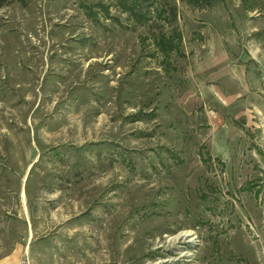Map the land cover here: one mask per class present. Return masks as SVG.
<instances>
[{
    "label": "rangeland",
    "instance_id": "1",
    "mask_svg": "<svg viewBox=\"0 0 264 264\" xmlns=\"http://www.w3.org/2000/svg\"><path fill=\"white\" fill-rule=\"evenodd\" d=\"M0 22V264H264V0Z\"/></svg>",
    "mask_w": 264,
    "mask_h": 264
},
{
    "label": "trees",
    "instance_id": "2",
    "mask_svg": "<svg viewBox=\"0 0 264 264\" xmlns=\"http://www.w3.org/2000/svg\"><path fill=\"white\" fill-rule=\"evenodd\" d=\"M194 1L198 2V0H194ZM9 2H10V0H0V10L3 7H5ZM124 6H126V5H124ZM1 25L2 24L0 22V27H1ZM158 43L161 45V48L164 52H165V50L168 51V49H171V47H172V43L168 39H166L164 36L161 38V40H159Z\"/></svg>",
    "mask_w": 264,
    "mask_h": 264
},
{
    "label": "crops",
    "instance_id": "3",
    "mask_svg": "<svg viewBox=\"0 0 264 264\" xmlns=\"http://www.w3.org/2000/svg\"><path fill=\"white\" fill-rule=\"evenodd\" d=\"M244 73H245V71H244Z\"/></svg>",
    "mask_w": 264,
    "mask_h": 264
}]
</instances>
